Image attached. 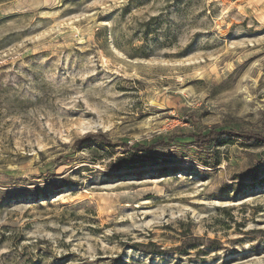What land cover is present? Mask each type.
<instances>
[{
    "label": "rangeland",
    "instance_id": "rangeland-1",
    "mask_svg": "<svg viewBox=\"0 0 264 264\" xmlns=\"http://www.w3.org/2000/svg\"><path fill=\"white\" fill-rule=\"evenodd\" d=\"M0 264H264V0H0Z\"/></svg>",
    "mask_w": 264,
    "mask_h": 264
},
{
    "label": "trees",
    "instance_id": "trees-1",
    "mask_svg": "<svg viewBox=\"0 0 264 264\" xmlns=\"http://www.w3.org/2000/svg\"><path fill=\"white\" fill-rule=\"evenodd\" d=\"M234 131V129L233 128H229V129H226V130H223V129H219V130H217V132L218 133H216L215 131L214 132H211V133H209L208 135H207V138H205V139H202V141H204V145H205V147H201V148H203L204 150L205 149H207V152L209 151V150H211L212 149V147L214 146V144H215V142H217L218 141V136H220L222 133H219V132H225L224 134L226 135V136H229L230 134H232V132ZM239 137H241V138H244L245 137V135H239ZM161 138H159L157 141H158V143L157 144H161ZM220 141V140H219ZM225 143H227V142H225ZM143 146H145V145H143V144H141V145H137V146H135V148H137V152H142L141 154L142 155H145L146 157L148 156V157H151L152 155L150 154V150L152 149V148H154V147H149L148 149H147V147H143ZM137 152H135V153H133V154H137ZM132 154V153H131ZM130 154V156H127V158H125V159H123L122 161H121V165L122 166H125V167H129V166H131V165H133L137 160H135L136 158H134V157H132V155ZM141 154H139V155H141Z\"/></svg>",
    "mask_w": 264,
    "mask_h": 264
}]
</instances>
